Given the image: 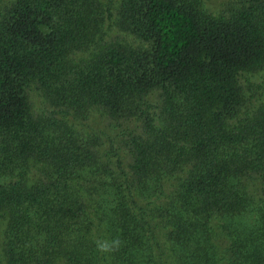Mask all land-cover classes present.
I'll use <instances>...</instances> for the list:
<instances>
[{
	"label": "trees",
	"instance_id": "trees-1",
	"mask_svg": "<svg viewBox=\"0 0 264 264\" xmlns=\"http://www.w3.org/2000/svg\"><path fill=\"white\" fill-rule=\"evenodd\" d=\"M0 264H264V0H0Z\"/></svg>",
	"mask_w": 264,
	"mask_h": 264
},
{
	"label": "clouds",
	"instance_id": "clouds-1",
	"mask_svg": "<svg viewBox=\"0 0 264 264\" xmlns=\"http://www.w3.org/2000/svg\"><path fill=\"white\" fill-rule=\"evenodd\" d=\"M97 249L102 253L114 252L120 247L121 241L118 238L111 240H100L95 241Z\"/></svg>",
	"mask_w": 264,
	"mask_h": 264
}]
</instances>
